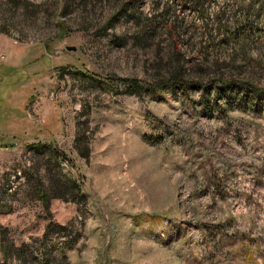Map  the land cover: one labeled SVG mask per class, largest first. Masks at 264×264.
Segmentation results:
<instances>
[{
	"label": "rangeland",
	"instance_id": "rangeland-1",
	"mask_svg": "<svg viewBox=\"0 0 264 264\" xmlns=\"http://www.w3.org/2000/svg\"><path fill=\"white\" fill-rule=\"evenodd\" d=\"M0 264H264V0H0Z\"/></svg>",
	"mask_w": 264,
	"mask_h": 264
},
{
	"label": "trees",
	"instance_id": "trees-1",
	"mask_svg": "<svg viewBox=\"0 0 264 264\" xmlns=\"http://www.w3.org/2000/svg\"><path fill=\"white\" fill-rule=\"evenodd\" d=\"M199 2V0H193V4L194 5H197ZM227 37H230V34H225ZM174 49H175V52H176V46L174 44ZM169 77H168V80L169 82H171L172 84H179L181 85L182 84V81L183 78H182V70H181V67H176V68H173L172 71H169ZM135 83V82H134Z\"/></svg>",
	"mask_w": 264,
	"mask_h": 264
},
{
	"label": "water",
	"instance_id": "water-1",
	"mask_svg": "<svg viewBox=\"0 0 264 264\" xmlns=\"http://www.w3.org/2000/svg\"><path fill=\"white\" fill-rule=\"evenodd\" d=\"M66 50H67V51H73L74 48H72V47H67Z\"/></svg>",
	"mask_w": 264,
	"mask_h": 264
}]
</instances>
